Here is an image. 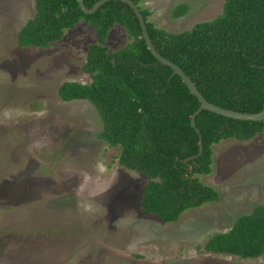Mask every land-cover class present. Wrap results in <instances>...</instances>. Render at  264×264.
I'll use <instances>...</instances> for the list:
<instances>
[{
	"label": "rangeland",
	"instance_id": "1",
	"mask_svg": "<svg viewBox=\"0 0 264 264\" xmlns=\"http://www.w3.org/2000/svg\"><path fill=\"white\" fill-rule=\"evenodd\" d=\"M226 0H145L160 28L181 32L217 18ZM187 3L189 12L174 17ZM36 0H0V264H264V255L207 252L204 244L264 204V132L214 145L211 174L199 177L221 199L165 222L142 209L147 175L119 163L99 139L103 122L88 100L64 101L65 81L84 70L97 32L82 21L50 47H26L18 34ZM131 37L117 24L111 51Z\"/></svg>",
	"mask_w": 264,
	"mask_h": 264
},
{
	"label": "trees",
	"instance_id": "2",
	"mask_svg": "<svg viewBox=\"0 0 264 264\" xmlns=\"http://www.w3.org/2000/svg\"><path fill=\"white\" fill-rule=\"evenodd\" d=\"M100 0H85L92 8ZM145 16L151 38L161 54L180 65L211 102L241 112L264 109V0H226L215 19L172 32L150 19L145 0H134ZM178 5L174 17L189 12ZM92 25L97 41L89 47L84 70L92 81H65L59 87L64 101L88 100L99 112V139L120 149L119 163L147 175L142 209L165 222H177L191 208L221 199L201 174H211L214 145L236 138L247 141L264 132V121L240 120L210 110L196 118L203 135L192 126L201 107L182 77L149 49L134 9L121 0L105 3L88 14L80 0H36V14L20 29L21 47H50L80 22ZM119 24L131 42L111 51L108 39ZM207 252L240 256L264 255V204L237 218L231 229L212 235Z\"/></svg>",
	"mask_w": 264,
	"mask_h": 264
},
{
	"label": "water",
	"instance_id": "3",
	"mask_svg": "<svg viewBox=\"0 0 264 264\" xmlns=\"http://www.w3.org/2000/svg\"><path fill=\"white\" fill-rule=\"evenodd\" d=\"M109 1H111V0H100L92 8H89L86 6L85 0H80V7L86 13L93 14L99 8H101L105 3L109 2ZM121 1L127 2L134 9L136 15L138 16V18L140 20L142 30L144 33V37L146 39L148 47L153 52V54L159 59V61L169 65L170 67H172L174 70V74L180 75L182 77V79L184 80V82L187 84V86L190 88V90L193 92V94H195L199 98V100L201 102V107L194 113V115L192 117V121H191L192 126L197 128L196 118H197V115L203 110H210V111H213L215 113H218V114H221V115H224L226 117L233 118V119L264 121V109L260 112H241V111H237L234 109L225 108L223 106L217 105V104L209 101L204 96V94L201 92V90L198 88V86L196 85V83L194 82L192 77L189 76L180 65L173 62L172 60L165 57L163 54H161L159 52V50L157 49V47L155 46V44L151 38L145 16L142 13L141 8L136 4V2L134 0H121ZM197 130L200 134V152L196 155L190 156L186 160H192L194 158H197V157L201 156L204 152L203 135H202L199 128H197Z\"/></svg>",
	"mask_w": 264,
	"mask_h": 264
}]
</instances>
